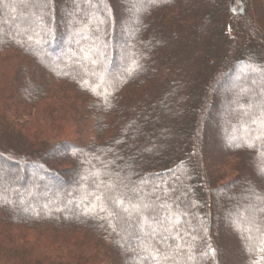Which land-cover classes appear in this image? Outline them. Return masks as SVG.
Here are the masks:
<instances>
[{"label":"trees","instance_id":"1","mask_svg":"<svg viewBox=\"0 0 264 264\" xmlns=\"http://www.w3.org/2000/svg\"><path fill=\"white\" fill-rule=\"evenodd\" d=\"M63 1L0 3V162L52 180L0 183V264H264V0Z\"/></svg>","mask_w":264,"mask_h":264},{"label":"rangeland","instance_id":"2","mask_svg":"<svg viewBox=\"0 0 264 264\" xmlns=\"http://www.w3.org/2000/svg\"><path fill=\"white\" fill-rule=\"evenodd\" d=\"M39 1L41 3V0H39ZM65 1L67 2V0H65ZM51 2H53L54 4L55 3H61V5H64L65 4L63 0H51ZM0 3H2V0H0ZM95 8H97V7H95ZM54 16H57L56 18H58L57 21L56 20L53 21L54 27H56V26L57 27H61V26H63V27L66 26L67 27V26H69L70 27V25L68 24V22L66 20L65 15L59 14V13L58 14L55 13ZM24 25H23L24 28H27V29L28 28H30V29L32 28L30 24L26 23V21L24 22ZM66 34H67V38H68V41H67L68 44H66L65 47H68V48H66V50L64 52L65 53H69V51L71 50L70 49V47H71L70 45L71 44L74 45L75 43L78 42V40H77V37L74 35V33L70 32L69 30H68V32ZM119 39H120V42H122V43H125L127 41L126 40V37L124 35H121V37H119ZM67 55L69 56V54H66V56ZM51 59L53 60V57L52 56H51ZM247 71L249 72V74L251 76V78L249 80L250 84L251 85H255L257 79H259L260 77L258 76L257 73H255L251 69H247ZM244 77H246V74L242 73L241 74V79L244 78ZM232 83L233 82H228L227 81L226 82V85L227 84L231 85ZM226 85H224V86H226ZM235 85H236L235 90H240L241 89V86H240L241 85L240 78L237 80V83ZM229 89H231V87H229ZM225 90H227V89H225ZM230 92H231V90L226 91V94H229ZM243 97L245 99H247L248 95H247V92L246 91L244 92ZM220 104H221V102H220ZM19 120L20 121H18V123H17L19 126L25 127L28 124H30L28 122V119L27 118H22V119L20 118ZM203 132H204L205 136L202 139L201 146L205 150L211 149L214 142H218L219 144H217V145L220 146L221 143H220V140L219 139L221 138L220 137L221 134L219 133V131H217V119H216L215 113L212 112V111L209 112L208 115L205 116V120H203ZM56 155H58V156H64V153L61 152V151H58V153H56ZM11 162H12V164L9 161H8V163H6L5 161L0 162V183L3 182V181H5V179H9V180L11 179L13 181H18L19 180V182H21V183H22V181H24L25 184H28L29 185V184H32L35 181V178L38 177L37 174L39 172H41L39 174H42V176L44 177V180H47V181H50V182L52 181L51 178L44 171H36L35 172V168L30 169V167H29L28 170H26V169L21 168L22 165L16 163L15 160H11ZM13 164H15V167H14ZM57 178H60L59 182L60 181L61 182L62 181H69L68 174L60 173ZM40 180H42V179H40ZM21 185H24V184H20L19 183V186H21ZM63 187H64L63 184H61V183L59 184L58 181L55 180V186H54L55 189H57L59 191H62V188ZM224 196H226V193H224V192H221V193L219 192L217 194V198L219 200L222 199ZM151 199L152 198L149 197V198H146V200H142V201L139 200V201H137L138 204H136L135 203L136 201H135L132 206L133 207H140V208L141 207L144 208V206H145V208H146V207H148V202L147 201H149ZM232 201L237 202L238 201L237 197H235ZM241 201L245 205L243 207V210H246L245 208L250 207L251 205L255 204L254 201L252 202L249 199H245V197H242L241 198ZM250 210H251V208H250ZM212 240H213V238L211 239V241Z\"/></svg>","mask_w":264,"mask_h":264},{"label":"snow or ice","instance_id":"3","mask_svg":"<svg viewBox=\"0 0 264 264\" xmlns=\"http://www.w3.org/2000/svg\"><path fill=\"white\" fill-rule=\"evenodd\" d=\"M261 173L264 174V168H261ZM261 243H264V241H262Z\"/></svg>","mask_w":264,"mask_h":264}]
</instances>
